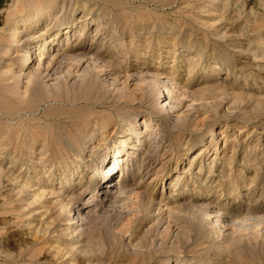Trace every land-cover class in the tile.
Returning a JSON list of instances; mask_svg holds the SVG:
<instances>
[{
	"label": "rangeland",
	"instance_id": "374dc122",
	"mask_svg": "<svg viewBox=\"0 0 264 264\" xmlns=\"http://www.w3.org/2000/svg\"><path fill=\"white\" fill-rule=\"evenodd\" d=\"M32 1L0 0V264H264V0H55L25 91Z\"/></svg>",
	"mask_w": 264,
	"mask_h": 264
},
{
	"label": "bare ground",
	"instance_id": "6f19581e",
	"mask_svg": "<svg viewBox=\"0 0 264 264\" xmlns=\"http://www.w3.org/2000/svg\"><path fill=\"white\" fill-rule=\"evenodd\" d=\"M16 1L17 0H13L14 7H15ZM55 3H56L55 0H33L31 3H27L26 4V6L24 8V11L17 12L19 16L15 17V19H14L15 20V24L16 25H20V27L16 30V32H15L14 35L11 32L10 35H12L11 36L12 38H10V39H13V41H12L11 46L9 47V50L8 51H10L13 48L14 49L15 48H20L21 45L23 44V42H24V44L27 47L26 52H25V59L23 61L24 64L21 67L20 72H18L17 75H16V77H15V81L17 82V84H23V81L24 80L26 81L24 83V85H23V86H25L24 87V90L25 91L28 90L29 88H32L34 91H38L39 90V83H38V81L36 80L33 83L32 80H33L34 77L32 75H30L29 72L27 74H25V73L22 72L24 70V67L29 68V65H30L29 60H31L32 56L37 57V59H38V68L39 69L42 68L44 70V74H43V72H42V74L46 78H50V77L54 76V73H55L54 72L55 71L54 68L55 67L56 68L57 67L59 68V65H60L59 58H60V60L61 59H64V53H56L52 57L50 56L51 57L50 61H48L45 64L44 55H45V53H47V50L49 49L48 46H50L51 44L54 45V40L55 39L54 38L51 39V37H50V38L47 39L48 41L47 40H45V41L43 40L44 41L43 43H38V42L34 41L35 38L33 36L34 34H36L35 33L36 31L34 32V30L38 28V26H39L40 23H45L46 21H49L51 19L52 20L55 19L56 16L53 15V13L56 10L55 9L56 8V4ZM3 29L0 28V32L1 31H4ZM10 30H13V29H9L8 31H10ZM68 33H69V31H66L64 33V35H65L64 37L65 38L68 37V35H67ZM54 37H55V35H54ZM51 71H53V72L50 74ZM57 71H56V73H57ZM65 71H62V72L64 73ZM6 73H7V71L4 72V74H6ZM25 75H27V77ZM35 76L37 77V75H35ZM8 80H7V82H8ZM55 80H56V82H55L56 85L54 86V89L58 91L61 88L60 81L57 82V78H55ZM120 153H121L120 151H117L114 154V158L112 159V161L108 165V168H104V171L106 170V172L103 174V176L101 178V184L108 186V188L105 190V193H107V194H104L106 197H110V195H112V192H113V191L110 192L109 189L111 188V183H113L111 179H113V177L115 176V173H114L115 172V169H117V167H119V161L120 160L118 158L120 156H118V155ZM198 157H200V154H198V156H196L195 158L198 159ZM59 168H60V166H59ZM118 184H119V187H120V181H119ZM41 193H43V192H41ZM46 194H45V192L42 195H39L38 194L39 195L38 198L39 199H42V198H44V196ZM35 196H37V194ZM82 209H84V208H82ZM71 211H72V209H71V207H69V212H71ZM202 216H203V218L206 217L208 219H213L214 220V223H215L214 227L216 229L219 228L220 231H223L224 233H226L225 227L222 226V222L220 221V216L221 215H220L219 211L218 212H212V213L211 212H204V214H202Z\"/></svg>",
	"mask_w": 264,
	"mask_h": 264
}]
</instances>
